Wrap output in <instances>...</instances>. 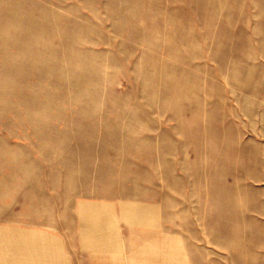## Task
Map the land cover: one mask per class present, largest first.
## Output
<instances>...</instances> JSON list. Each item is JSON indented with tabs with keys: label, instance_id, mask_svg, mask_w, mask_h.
Listing matches in <instances>:
<instances>
[{
	"label": "rangeland",
	"instance_id": "obj_1",
	"mask_svg": "<svg viewBox=\"0 0 264 264\" xmlns=\"http://www.w3.org/2000/svg\"><path fill=\"white\" fill-rule=\"evenodd\" d=\"M0 236L2 260L264 264V0H0Z\"/></svg>",
	"mask_w": 264,
	"mask_h": 264
},
{
	"label": "crops",
	"instance_id": "obj_2",
	"mask_svg": "<svg viewBox=\"0 0 264 264\" xmlns=\"http://www.w3.org/2000/svg\"><path fill=\"white\" fill-rule=\"evenodd\" d=\"M145 207V206H144ZM142 210L143 208H134L132 207V210H130V208L127 209L128 212H131L132 211V215H136L138 217H141V214H142ZM94 219V217H92V215L88 216V219L86 221H89V220H92ZM100 222L99 219H95V222ZM4 237V236H3ZM16 237H20L21 239H24V240H27L30 241V243H28L29 245L31 243H34V242H31V241H34L35 239H39L40 241H43L45 238L48 239L47 237L44 238V236H39L36 234V232H19V233H16ZM30 237V240L29 238ZM0 238H2L0 236ZM53 239V238H50V240ZM27 252L24 253V252H21V254L23 255L22 257H15V256H12L11 257V260H2L0 259L1 262H11V264H50V259L48 257V255L46 257H42V256H36L35 255V248L30 246L29 249H26ZM23 251V250H22ZM59 264H65V261L64 263L61 262Z\"/></svg>",
	"mask_w": 264,
	"mask_h": 264
}]
</instances>
